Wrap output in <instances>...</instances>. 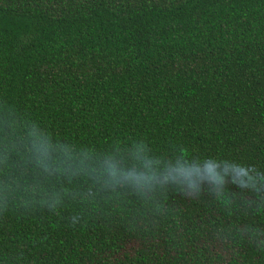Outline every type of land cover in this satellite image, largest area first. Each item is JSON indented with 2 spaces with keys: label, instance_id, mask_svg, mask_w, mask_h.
Here are the masks:
<instances>
[{
  "label": "trees",
  "instance_id": "trees-1",
  "mask_svg": "<svg viewBox=\"0 0 264 264\" xmlns=\"http://www.w3.org/2000/svg\"><path fill=\"white\" fill-rule=\"evenodd\" d=\"M0 264H264V0H0Z\"/></svg>",
  "mask_w": 264,
  "mask_h": 264
},
{
  "label": "clouds",
  "instance_id": "clouds-1",
  "mask_svg": "<svg viewBox=\"0 0 264 264\" xmlns=\"http://www.w3.org/2000/svg\"><path fill=\"white\" fill-rule=\"evenodd\" d=\"M35 147L36 163L45 171L48 170L49 164L46 160V150L41 149L38 146ZM111 158H109L110 160ZM160 177L151 171L150 168H145L144 171H123L117 168L111 162H106L102 171L100 172L98 179L107 183H124L134 185L137 187H150Z\"/></svg>",
  "mask_w": 264,
  "mask_h": 264
}]
</instances>
